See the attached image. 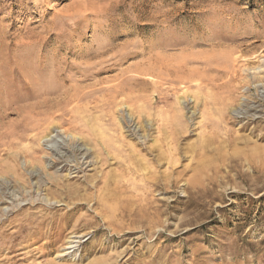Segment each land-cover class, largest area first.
I'll return each instance as SVG.
<instances>
[{
    "label": "rangeland",
    "instance_id": "rangeland-1",
    "mask_svg": "<svg viewBox=\"0 0 264 264\" xmlns=\"http://www.w3.org/2000/svg\"><path fill=\"white\" fill-rule=\"evenodd\" d=\"M257 65L264 0H0V264H264Z\"/></svg>",
    "mask_w": 264,
    "mask_h": 264
},
{
    "label": "bare ground",
    "instance_id": "bare-ground-1",
    "mask_svg": "<svg viewBox=\"0 0 264 264\" xmlns=\"http://www.w3.org/2000/svg\"><path fill=\"white\" fill-rule=\"evenodd\" d=\"M230 56H228L227 54H224V55H221V56H215V58H212V59H216L218 63H226L227 60L229 59ZM195 58V57H194ZM186 59L187 62H193V61H197L196 59ZM253 68V67H252ZM254 70L257 71L256 74L257 75H261L263 72H264V65H257L254 67ZM254 71V72H255ZM259 82V81H257ZM249 112L251 113V111L249 110ZM259 112V111H258ZM244 113V112H243ZM252 114V113H251ZM243 117V116H242ZM253 118V117H252ZM180 121V120H179ZM179 123V122H178ZM181 123V121H180ZM179 123V124H180ZM58 135L55 134V135H52L48 138L47 140V143H49L50 145H48L47 147L53 149V150H59V146H60V143L59 142V139H57ZM62 138V137H60ZM78 150V149H76ZM58 153V152H57ZM85 153V152H84ZM77 157V156H76ZM78 163V162H77ZM63 166H66L67 168L69 167L68 163L65 162V164ZM79 243H80V235H76V234H71L69 237H67L66 239V243H65V246L63 248V251L62 253L60 254L62 256V254H71L76 251V249L79 247ZM76 254V253H75Z\"/></svg>",
    "mask_w": 264,
    "mask_h": 264
}]
</instances>
